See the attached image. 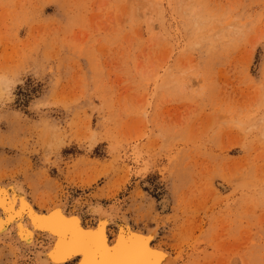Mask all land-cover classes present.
I'll use <instances>...</instances> for the list:
<instances>
[{"label":"rangeland","instance_id":"obj_1","mask_svg":"<svg viewBox=\"0 0 264 264\" xmlns=\"http://www.w3.org/2000/svg\"><path fill=\"white\" fill-rule=\"evenodd\" d=\"M0 81V179L36 208L115 201L179 264H264V0H0Z\"/></svg>","mask_w":264,"mask_h":264},{"label":"bare ground","instance_id":"obj_2","mask_svg":"<svg viewBox=\"0 0 264 264\" xmlns=\"http://www.w3.org/2000/svg\"><path fill=\"white\" fill-rule=\"evenodd\" d=\"M0 82L2 83V81ZM0 188L5 190L9 198L15 196L13 207L15 213H20V215L12 213L13 218L9 219L10 213L6 212L4 207H0V221L4 222L2 229H0V243L9 245L15 252V255L21 258H30L32 264H80L85 259L83 254L79 252L68 256L67 259H60L59 261L50 255L52 251H55L56 245L61 237L57 232L50 230V226H37L32 214L34 213L36 217H54L57 212L61 217L66 219L71 220L75 218L78 227L84 232H102L104 242L109 249L116 247L120 242L122 234L127 239L130 233H135L150 237L146 241L148 247L164 253L162 257L158 258L161 264H179V256L177 253L174 254L163 245L155 242L159 235L157 225H153L144 230L133 226L127 213L115 201L107 205L102 204L100 201H90L85 204L83 212L95 215L94 224H89L84 222L82 212L76 210L68 211L66 209L68 206L67 196H62L59 200L52 201L51 204L44 206L45 210H42V208L38 209L33 204L22 179L12 177L6 182L0 179ZM21 199L28 206L22 213ZM160 202L161 208H163L166 205L165 199L161 198ZM56 219H59V217H56ZM114 219L117 221L115 222ZM101 221H105L103 227H101ZM112 221L115 222V225L117 224L116 229H111V226L109 227ZM21 225H23V234L21 233ZM93 258L104 259L111 257L102 256Z\"/></svg>","mask_w":264,"mask_h":264},{"label":"snow or ice","instance_id":"obj_3","mask_svg":"<svg viewBox=\"0 0 264 264\" xmlns=\"http://www.w3.org/2000/svg\"><path fill=\"white\" fill-rule=\"evenodd\" d=\"M14 202L15 196L9 198L5 190L0 188V207H4L5 211L10 213L9 219L13 218L12 213L20 215V213H15ZM27 207V204L21 199V213ZM32 215L37 226H50V230L57 232L61 237L55 251L50 253L58 261L79 252L85 257L80 264H161L158 258L162 257L164 253L148 247L146 241L150 237L130 233L129 237L125 239L122 234L116 247L109 249L104 242L102 232H84L78 227L75 218L66 219L61 217L58 212L54 217H36L34 213ZM3 223L0 221V229H2ZM104 223L105 221H101V227ZM21 233L23 234V225H21ZM102 256L111 258H93Z\"/></svg>","mask_w":264,"mask_h":264}]
</instances>
